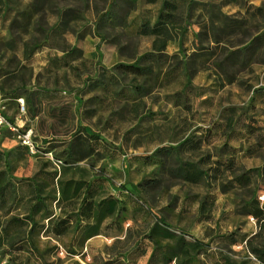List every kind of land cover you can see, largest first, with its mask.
I'll return each mask as SVG.
<instances>
[{"label":"rangeland","instance_id":"obj_1","mask_svg":"<svg viewBox=\"0 0 264 264\" xmlns=\"http://www.w3.org/2000/svg\"><path fill=\"white\" fill-rule=\"evenodd\" d=\"M1 2L0 264H263L264 0Z\"/></svg>","mask_w":264,"mask_h":264},{"label":"trees","instance_id":"obj_2","mask_svg":"<svg viewBox=\"0 0 264 264\" xmlns=\"http://www.w3.org/2000/svg\"><path fill=\"white\" fill-rule=\"evenodd\" d=\"M2 0H0V4ZM176 7L173 6L172 9L165 15L162 16V19L164 20L160 24L157 25L154 29L149 28L146 26L142 32V35L144 36H149V35H163L167 29L165 23L170 22L171 25H174V13ZM168 45V39H162L159 40V45H157V50L160 52H163ZM129 70H134L136 67H131L127 66L126 67ZM234 123V119L231 118L228 127H231L232 124ZM235 169V163L232 161L227 167V170L234 171ZM181 171L183 172V179L186 182L192 183V184H198L202 181L204 178V171L201 170L197 165L191 164V163H184L181 167ZM240 180V179H239ZM242 180V179H241ZM113 204V208L117 205V201L115 199H112L109 201V203ZM260 203H257V205L250 211V215L257 221V223L260 226V229H264V209L260 208L259 206ZM88 210H89V218H92L93 214V208H94V203L88 202ZM68 220L65 219L61 222H59L57 228H56V234L57 236H60L64 234L68 230ZM247 248L248 250L264 264V248H259L254 245V243L250 240H247Z\"/></svg>","mask_w":264,"mask_h":264},{"label":"built area","instance_id":"obj_3","mask_svg":"<svg viewBox=\"0 0 264 264\" xmlns=\"http://www.w3.org/2000/svg\"><path fill=\"white\" fill-rule=\"evenodd\" d=\"M21 109L25 110L24 103L20 102ZM8 132L9 134L14 135L20 142L21 145L26 147L28 152L32 155H37L38 153V144H36L33 139V132L31 130L25 131L16 123H13L9 120L0 110V133Z\"/></svg>","mask_w":264,"mask_h":264},{"label":"crops","instance_id":"obj_4","mask_svg":"<svg viewBox=\"0 0 264 264\" xmlns=\"http://www.w3.org/2000/svg\"><path fill=\"white\" fill-rule=\"evenodd\" d=\"M114 199L117 201V205L114 208H113V204L111 202L109 203V201L112 200V199H109L104 205V210H105L107 215H115L116 212L118 213L120 207L121 208H127L129 206V204L122 203L123 202V197L122 196L119 197V198H114ZM97 207H98V205L96 203H94L93 210L95 212L97 210Z\"/></svg>","mask_w":264,"mask_h":264}]
</instances>
